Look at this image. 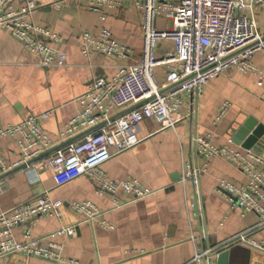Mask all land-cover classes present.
I'll list each match as a JSON object with an SVG mask.
<instances>
[{"label": "crops", "instance_id": "1", "mask_svg": "<svg viewBox=\"0 0 264 264\" xmlns=\"http://www.w3.org/2000/svg\"><path fill=\"white\" fill-rule=\"evenodd\" d=\"M35 1L39 7L27 20L56 33L58 42L47 37L44 40L63 51L67 59L62 67H43L38 55L27 51L7 29L0 27V127L13 125L30 113L54 109L41 124L58 146L63 143L59 133L66 122L81 111L77 99L91 80L97 75L111 77L119 64L140 60L142 18L130 1L112 8L104 6L106 20L89 9L95 0ZM22 3L15 0L13 5L19 8ZM254 15L257 29L264 35V10H256ZM102 27L110 29L118 43L131 49L129 58L82 54L80 35H95ZM173 48L172 40H164L155 52L161 57ZM252 63L264 72V50L255 52ZM155 77L158 83L164 82V70L156 68ZM224 101L231 105L221 119H216ZM197 102L195 112L188 106L183 109L185 117L174 128L160 129L157 120L151 118L136 127L141 141L133 148L116 154L114 147L108 148L112 157L101 164L106 176L119 182L136 179L153 190L145 197L115 207L114 196H99L87 175L58 182L49 169L35 174L23 167L0 179V214L42 193L63 202L62 218H40L33 224L32 237L80 222L75 237L53 239L59 245V257L16 252L0 257V264H195V251L209 247L214 251L228 249V264H264V257L257 250L233 242V237L247 231L250 237L260 238L263 232L257 227L258 215L242 214L232 208L215 187L219 180L233 185L245 183L242 171L218 156L208 161L196 184L182 178L188 163L198 168L203 165V158L194 153V134L209 133L217 145L244 148L232 142L235 130L251 118L255 120L253 130L259 125L264 128V84L259 85L253 73L233 68L210 80ZM0 144L7 163L20 159L14 138L3 137ZM118 196L126 198L123 192ZM85 200L101 212L95 220H84L70 206L71 202ZM101 220L112 227L101 224ZM24 231L25 226H16L12 230L14 240H22ZM211 255L215 264L217 255Z\"/></svg>", "mask_w": 264, "mask_h": 264}, {"label": "built area", "instance_id": "2", "mask_svg": "<svg viewBox=\"0 0 264 264\" xmlns=\"http://www.w3.org/2000/svg\"><path fill=\"white\" fill-rule=\"evenodd\" d=\"M15 0H0V27L7 29L28 51L40 57L43 67H62L67 55L44 40L58 42L59 37L46 26L27 20L32 11L39 7L35 0H22L15 8ZM63 1V0H61ZM132 2L142 18L141 58L137 63L119 64L111 76L97 75L87 90L77 99L81 111L71 117L59 133L66 141L81 135L78 140L69 141L48 155L31 162L39 155L55 147L54 140L45 132L41 121L47 120L54 109L24 117L13 125L0 127V139L14 138L20 149V159L7 163L0 144V175L25 165L35 174L51 170L58 182L87 175L93 182L97 194H112L114 206L127 204L134 199L150 195L152 189L140 185L136 179L113 181L104 173L101 164L112 157L108 148L116 153L133 148L141 141L136 127L151 118L157 120L160 129L174 128L185 117L183 109L188 106L195 112L197 100L206 84L220 74L233 68L243 73H253L257 83L263 85L264 72L258 71L252 63L255 52L264 50V35L257 29L255 11L264 10V0H95L89 6L106 20L103 7L121 6ZM81 52L87 57L96 53L117 55L125 60L131 49L117 42L107 27L95 35L83 32L80 35ZM164 40H172L174 48L157 57L155 49ZM156 68H162L165 81H156ZM142 102L132 110L115 116L116 113ZM224 101L216 119H221L230 107ZM192 144L196 157L203 158L201 168L188 163L183 180L194 184L206 171L211 158L221 156L240 169L246 182L233 185L219 180L216 191L222 193L242 214L255 212L259 217L260 238H252L249 231L233 237L257 250L264 257V157L253 149L233 147L229 144H215L209 133L194 134ZM29 162H31L29 164ZM123 192L126 198L118 194ZM63 202L52 199L47 193L15 204L6 213L0 214V257L25 252L51 258L59 257V245L53 241L56 236L73 238L80 222L68 223L49 234L32 237L33 224L40 218L50 216L62 218ZM71 208L84 216V220H95L101 215L91 201L71 202ZM101 224L112 227L106 221ZM25 226L22 240H14L12 230ZM48 246H45L46 244ZM213 248L197 249L192 262L212 264Z\"/></svg>", "mask_w": 264, "mask_h": 264}, {"label": "water", "instance_id": "3", "mask_svg": "<svg viewBox=\"0 0 264 264\" xmlns=\"http://www.w3.org/2000/svg\"><path fill=\"white\" fill-rule=\"evenodd\" d=\"M141 103L142 102L136 103V104L132 105V107L126 108V109L116 113L115 116L112 117V119H114L118 115H121L123 113H126V112L132 110V108L139 106ZM253 124H255V120L253 118H251L248 122H245L243 125H241L238 129L235 130V132L232 134L233 137L231 140L233 143L239 144L244 148H248L251 150L253 149L255 152L260 153L264 157V134H263L264 128L261 125H259L257 129L253 130L254 129ZM252 130H253V132H252ZM81 135H83V133ZM81 135H77L75 137L67 139L66 141H64V143H62L58 146H55V147L49 149L47 152L39 155L35 159H32L31 162H34L38 159H41L42 157L48 155V153L52 152L53 150L57 149L58 147L65 145V143H67L69 141H74L78 137H81ZM31 162H29V164ZM23 167H25L24 164L20 165L18 167H15L13 170L8 171V172L0 175V179L6 177L7 175H9L11 173H14V171L19 170ZM229 253H230V251L228 249L221 250L216 256V263L215 264H228V258L230 256ZM1 258H0V260H1Z\"/></svg>", "mask_w": 264, "mask_h": 264}]
</instances>
